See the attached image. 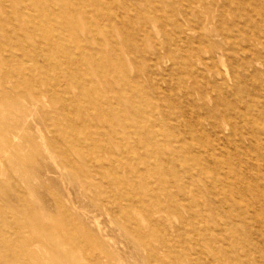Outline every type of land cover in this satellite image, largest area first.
<instances>
[{
	"label": "rangeland",
	"instance_id": "obj_1",
	"mask_svg": "<svg viewBox=\"0 0 264 264\" xmlns=\"http://www.w3.org/2000/svg\"><path fill=\"white\" fill-rule=\"evenodd\" d=\"M192 1L0 0V264H264V0Z\"/></svg>",
	"mask_w": 264,
	"mask_h": 264
},
{
	"label": "bare ground",
	"instance_id": "obj_2",
	"mask_svg": "<svg viewBox=\"0 0 264 264\" xmlns=\"http://www.w3.org/2000/svg\"><path fill=\"white\" fill-rule=\"evenodd\" d=\"M201 1L202 0H195V1H192V3H194V4H200L201 3ZM213 94V93H212ZM245 119H247V118H245ZM244 120V119H243ZM198 130V129H197ZM197 132H199V131H197ZM196 139V138H195ZM201 141V140H200ZM144 156V155H143ZM188 200V199H187ZM157 209V208H156ZM185 214V213H184ZM178 235V234H177Z\"/></svg>",
	"mask_w": 264,
	"mask_h": 264
}]
</instances>
